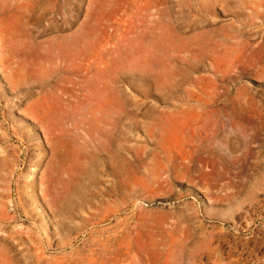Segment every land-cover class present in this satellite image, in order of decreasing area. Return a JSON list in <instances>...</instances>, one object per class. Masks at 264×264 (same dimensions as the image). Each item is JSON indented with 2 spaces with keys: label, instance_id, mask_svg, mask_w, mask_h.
I'll return each mask as SVG.
<instances>
[{
  "label": "rangeland",
  "instance_id": "obj_1",
  "mask_svg": "<svg viewBox=\"0 0 264 264\" xmlns=\"http://www.w3.org/2000/svg\"><path fill=\"white\" fill-rule=\"evenodd\" d=\"M0 264H264V0H0Z\"/></svg>",
  "mask_w": 264,
  "mask_h": 264
},
{
  "label": "bare ground",
  "instance_id": "obj_2",
  "mask_svg": "<svg viewBox=\"0 0 264 264\" xmlns=\"http://www.w3.org/2000/svg\"><path fill=\"white\" fill-rule=\"evenodd\" d=\"M96 63V60H94V64ZM99 66V65H98ZM63 132V131H62ZM66 133V132H65Z\"/></svg>",
  "mask_w": 264,
  "mask_h": 264
}]
</instances>
